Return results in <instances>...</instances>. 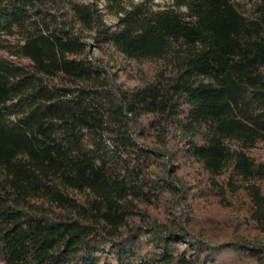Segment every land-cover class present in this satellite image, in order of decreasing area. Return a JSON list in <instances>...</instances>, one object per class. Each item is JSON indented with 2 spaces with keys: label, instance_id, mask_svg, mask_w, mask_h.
<instances>
[{
  "label": "trees",
  "instance_id": "trees-1",
  "mask_svg": "<svg viewBox=\"0 0 264 264\" xmlns=\"http://www.w3.org/2000/svg\"><path fill=\"white\" fill-rule=\"evenodd\" d=\"M258 236L264 0H0V264H264Z\"/></svg>",
  "mask_w": 264,
  "mask_h": 264
},
{
  "label": "rangeland",
  "instance_id": "rangeland-1",
  "mask_svg": "<svg viewBox=\"0 0 264 264\" xmlns=\"http://www.w3.org/2000/svg\"><path fill=\"white\" fill-rule=\"evenodd\" d=\"M93 54L96 55L97 52L96 51H93ZM208 207V206H207ZM210 209H212L213 207H209ZM207 209V208H206ZM215 209V208H214ZM220 212L222 213V215H224V211L223 210H220ZM173 219V218H172ZM236 219V217L234 218ZM256 243L257 244H260V245H264V236H258L256 237Z\"/></svg>",
  "mask_w": 264,
  "mask_h": 264
}]
</instances>
